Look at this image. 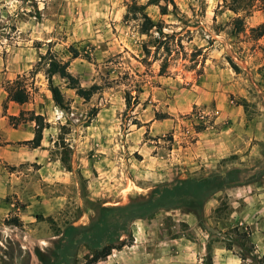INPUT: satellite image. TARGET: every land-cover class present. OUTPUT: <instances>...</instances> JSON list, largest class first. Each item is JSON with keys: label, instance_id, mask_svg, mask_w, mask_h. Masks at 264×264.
Returning <instances> with one entry per match:
<instances>
[{"label": "rangeland", "instance_id": "374dc122", "mask_svg": "<svg viewBox=\"0 0 264 264\" xmlns=\"http://www.w3.org/2000/svg\"><path fill=\"white\" fill-rule=\"evenodd\" d=\"M262 24V0H0V264H43L99 204L148 198L174 178L237 168L263 183ZM52 58L96 87L89 99L59 74L50 82ZM17 78L23 105L6 91ZM248 205L221 190L193 212L136 220L133 232L155 236L126 237L116 264H264V230L238 220ZM89 254L80 245L75 264Z\"/></svg>", "mask_w": 264, "mask_h": 264}, {"label": "trees", "instance_id": "16d2710c", "mask_svg": "<svg viewBox=\"0 0 264 264\" xmlns=\"http://www.w3.org/2000/svg\"><path fill=\"white\" fill-rule=\"evenodd\" d=\"M159 2L160 0H150L151 4H159ZM262 3L264 6V0ZM235 21L240 24V28H243L241 18L238 17ZM255 30L257 37L262 36L264 24L252 29V31ZM47 73L50 82L55 74L67 79L71 87L76 89L77 94L85 99H89L96 90L95 86L81 87L78 80L68 71L67 62L52 58ZM51 89L57 105L63 107L64 99L61 91L53 85ZM6 91L10 101L20 105L25 104L29 99V93L22 79L9 81ZM20 115L22 117L24 114L21 112ZM10 119L20 120L15 116H10ZM29 120L35 121L36 129L34 138L27 142L33 144V147H38L43 139L44 123L40 115H33ZM260 173V176L264 175V170ZM256 177L257 174L244 177L240 169L233 168L226 171L224 175L218 172L202 177L174 178L153 188L148 198L137 197L125 205L104 206L99 204L95 216L88 225L67 230L65 235L53 241L48 247V252L40 253L41 261L43 264H75L78 247L85 245L90 251L85 264H95L106 259L114 249H122L128 244L125 238L132 239L133 223L136 220L146 219L161 210L182 209L186 212H193L196 207H201L217 192L255 182ZM12 220L15 225H22V221L17 217Z\"/></svg>", "mask_w": 264, "mask_h": 264}, {"label": "crops", "instance_id": "0c3cea01", "mask_svg": "<svg viewBox=\"0 0 264 264\" xmlns=\"http://www.w3.org/2000/svg\"><path fill=\"white\" fill-rule=\"evenodd\" d=\"M231 190L234 191L231 192ZM225 191L229 194L232 200L239 201L243 199L245 203L249 204L246 210L238 212L239 223L247 227L249 226L254 233L262 232L264 230V180L260 185H257L256 182H252L243 186L227 188ZM141 231V229L134 230L133 238L135 239V243L139 241L141 242L142 238L149 240L155 236L153 232H147L145 229V233L142 236L140 235ZM123 247L126 248L127 245ZM125 253L126 251L122 249L114 251L109 256L113 258V264H116L117 259Z\"/></svg>", "mask_w": 264, "mask_h": 264}, {"label": "water", "instance_id": "95a60500", "mask_svg": "<svg viewBox=\"0 0 264 264\" xmlns=\"http://www.w3.org/2000/svg\"><path fill=\"white\" fill-rule=\"evenodd\" d=\"M223 175L225 174V173H222Z\"/></svg>", "mask_w": 264, "mask_h": 264}]
</instances>
